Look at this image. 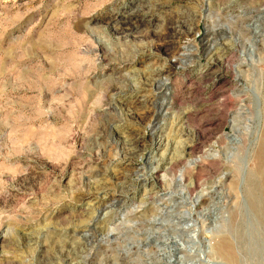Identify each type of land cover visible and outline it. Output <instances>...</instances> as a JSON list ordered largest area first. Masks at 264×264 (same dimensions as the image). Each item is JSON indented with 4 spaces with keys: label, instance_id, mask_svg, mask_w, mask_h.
Listing matches in <instances>:
<instances>
[{
    "label": "rangeland",
    "instance_id": "1",
    "mask_svg": "<svg viewBox=\"0 0 264 264\" xmlns=\"http://www.w3.org/2000/svg\"><path fill=\"white\" fill-rule=\"evenodd\" d=\"M263 132L264 0H0V264H264Z\"/></svg>",
    "mask_w": 264,
    "mask_h": 264
},
{
    "label": "bare ground",
    "instance_id": "2",
    "mask_svg": "<svg viewBox=\"0 0 264 264\" xmlns=\"http://www.w3.org/2000/svg\"><path fill=\"white\" fill-rule=\"evenodd\" d=\"M231 53V51H229L228 49L227 50H224L223 52H221V53H219L220 55H218L217 56V58L219 59V61L217 60V58H216V60H214V64L217 62V64L219 65V66H221V64H222V59L225 57V56H227V55H229ZM156 77H158L157 75L155 76H153L152 78H151V80H155L156 79ZM152 82V81H151ZM150 82V83H151ZM111 89V88H110ZM117 87H116V85H115V87L114 88H112V91H113V93H117ZM111 91V92H112ZM102 92V91H101ZM102 94V93H101ZM104 94H106V93H104ZM103 94V95H104ZM104 97H106V96H104ZM224 103V102H223ZM224 105V104H223ZM108 106V105H107ZM100 107V106H99ZM105 108H106V105H105V107H104V109H102V110H105ZM109 109V108H108ZM99 111V110H98ZM106 111V110H105ZM108 112V111H107ZM233 130H236L235 128L233 129ZM196 141V140H195ZM198 145V144H197ZM195 146V143L193 142V143H191L190 145H188V150H187V153H189L191 150H193V148H195L194 147ZM256 154H255V170H256V172L260 175V182H261V191H262V200H263V203H262V205H263V210H264V132H263V134H262V138H261V141H260V146L258 147V150L255 152ZM212 158V157H211ZM254 159V158H253ZM187 189H188V191H190V185H188L187 186ZM188 229V228H187ZM186 231H190V229H188V230H186ZM191 231H193V229L191 230ZM170 235V237H172V239H179V236H178V234L177 233H170L169 234ZM176 241V240H175ZM179 241V240H178ZM199 241H201L200 239H199ZM198 241V242H199ZM185 241H183V243H184ZM186 243V242H185ZM200 243V242H199ZM202 248H203V245H200ZM193 249V247H189L188 245H187V247H184V250H186L187 252H190L191 250ZM202 250H204V248L202 249ZM198 251V250H197ZM201 251V250H200ZM200 251H198V253L196 254V255H189L188 254V260H189V262H194V264L196 263V261H194V259H195V257H196V260L198 261V263L199 264H202V263H204V261L203 260H201V258H200V255H201V252ZM212 252H210L211 253V255H209L210 257L209 258H211V257H214V259H216V258H218V259H223L224 261H226L227 263H229V264H236V255H235V252H234V249H233V245L230 243V241L229 240H227L226 238H224V237H217V238H215L214 239V241H213V244H212V250H211ZM163 253H165V252H163ZM193 256H195V257H193ZM206 256V255H205Z\"/></svg>",
    "mask_w": 264,
    "mask_h": 264
}]
</instances>
